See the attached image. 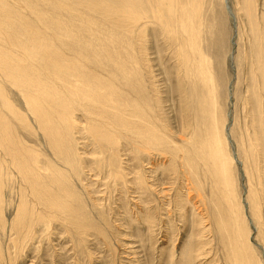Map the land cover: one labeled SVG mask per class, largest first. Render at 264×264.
<instances>
[{"label":"bare ground","instance_id":"bare-ground-1","mask_svg":"<svg viewBox=\"0 0 264 264\" xmlns=\"http://www.w3.org/2000/svg\"><path fill=\"white\" fill-rule=\"evenodd\" d=\"M74 1L76 4H72ZM228 2L234 3L235 25L238 22L240 36L249 44L241 53L249 63L244 64L248 77L244 78L243 94L238 96L245 114L236 124L228 125L229 136L236 139L242 152L247 201L260 226L264 212V169L259 165V160L264 165V0H0V201L2 190L8 188L4 183L19 179L24 200L17 205L20 214L15 217L20 221L16 227H21L31 212L55 210L61 199L56 195L72 194L68 191L70 181L81 175V159L72 139L77 131L96 144L101 159L108 154L96 164L100 169L105 163L110 169L108 177L113 179L122 178L124 182L125 176L118 168L120 149L140 165L144 155L149 160L157 157V165L167 162L171 167L170 186L179 196L187 197L189 206L180 207L179 203L174 207L185 224L189 219L193 227L207 223L209 214L215 213L214 207L225 218L213 220V232L223 247V264H258L250 254L238 201H233L235 205L229 202L227 208L219 201L218 205L207 199L210 206L214 204L211 208L204 198L198 199L200 203L194 201L205 184L210 186L206 198L223 195L231 201L235 196L231 166L234 157L225 148L227 118L224 100H220L223 79L216 71L226 54L225 48L217 46L225 32L217 30V15L222 4L223 15L231 17ZM42 30L47 36L40 33ZM151 48L155 51L150 53ZM151 54L158 58V69ZM163 56L174 60L170 69L161 62ZM160 81L167 85L165 95H161ZM6 84L18 89L28 111L24 112L30 113L31 119L3 93ZM170 97L177 98L172 117L165 107L167 102L172 105ZM3 111L28 135L41 132L50 147L51 159L62 161L65 172L55 165L56 170L49 168L50 159L17 140L13 125L11 129L4 123ZM136 183L146 193L152 192L142 176L136 178ZM164 193L161 191L160 198H165ZM182 208H187L190 218L185 217ZM65 209L61 210L70 213ZM151 215L145 220L149 221ZM211 232L192 229L190 244L182 250L187 257L185 264L202 256L206 243L201 239Z\"/></svg>","mask_w":264,"mask_h":264},{"label":"rangeland","instance_id":"rangeland-1","mask_svg":"<svg viewBox=\"0 0 264 264\" xmlns=\"http://www.w3.org/2000/svg\"><path fill=\"white\" fill-rule=\"evenodd\" d=\"M241 1L242 0H240V2ZM72 4H76L75 1L72 2ZM232 4L234 5L233 2ZM232 4L228 2L231 17L227 15L225 17L224 12H221L223 11L221 8L222 4L219 14L217 13V16L220 15L221 17H219L220 21L217 30L225 31L221 43L217 38V46H219L220 49L221 47L225 48L226 54L223 56V65L220 68L218 64L216 65L218 66L216 71L218 70L217 75L220 73L219 76L223 79V83L221 87H219L220 95L223 96H219V98L221 97L220 100H224V103L222 100L221 101L224 104V111L227 118L224 126V132H226V134L224 133L225 148L226 151H228V154L231 157L232 155L234 157L231 166L233 169L232 175L235 184L234 195L237 197L229 195L230 198L233 197L231 198V201L225 200L223 195H220L222 196H219L220 198L213 196L215 199H210V197L206 198L205 196H210L207 195L210 192L208 188L210 186L207 184L206 187L205 184V187H203L204 191L202 190L201 194L195 196L196 198L194 201L197 199L196 201L200 203L199 200L204 198L203 202L206 203L209 208L213 207L215 203L218 205L220 203L222 205L224 204V207L227 208L226 205L229 204V202H231L230 205H235L236 203L233 201H238L237 203L239 205L238 208L240 207V214L243 210L241 216L243 217L244 225L247 230L246 238L250 250L252 251L250 254L257 259L256 261H258V264H264V212L262 218L259 220L260 226L258 227L254 221L252 210L249 209V203L247 201L246 192L248 189V180H246L245 167L241 164L242 152L238 150L236 139L234 140L233 136H229L228 128L229 124H231V126L232 123L236 124L238 119L245 114L243 110L242 112L240 110L241 105L239 103L241 101L238 102V96L241 93L243 94V89L246 86V80L244 78L245 76L248 77V75L245 73L244 64L247 62L249 63V61L245 62V60L241 58L243 49L247 50L249 44L245 42L246 38L240 36L238 22L237 25H235ZM9 7L10 5L8 8ZM216 12H218V10ZM90 14L92 15V13ZM222 18L223 20H221ZM221 21L223 22L221 23ZM35 27L40 29L38 26ZM40 33L47 36L43 30L42 32L40 31ZM219 38L221 37L219 36ZM154 51L151 48L150 53ZM150 57L154 59V63L156 62L154 68L158 69L159 62L156 54H151ZM212 60L216 63L220 62L216 60V58H212ZM219 60H222L221 56ZM161 62H164V65L169 69L175 64L174 60H168L166 56L162 57ZM156 72V74H158V71ZM158 77L159 79L162 78L161 76ZM161 83L162 82L160 81L159 84ZM161 85H163L165 89L167 88V85H165L164 82ZM5 86L7 88L4 87L5 91L3 93L9 98L11 104L15 105V108L18 107L16 109L26 115V117L29 114L30 117H28L31 119V114L26 113L28 111L24 105L25 103H23L24 101H22L17 94L18 89L14 87L9 88L11 86L8 84ZM163 86H161L162 88L160 87V91L163 92L161 95L167 93V89L165 90ZM224 96L225 98H223ZM171 99L170 102L172 105L167 102L165 107L168 115L172 117L175 113L177 98L173 97ZM24 110L26 112H24ZM2 114L5 117V125L8 127L13 125L12 128H15L14 136L15 138L17 137V140L22 141V143L24 141L28 147H32L37 150V152L41 153L43 157L46 156L50 159L49 168L55 165L58 168H62L61 170L65 172L64 163H60L62 161L56 162L51 159L53 156L50 147L44 141V136L42 137L41 132L36 131L38 135H36V133H34V135H28V133L22 131L20 127L11 123L13 121L10 118L8 119L7 112L3 111ZM76 132L72 133V139L75 140L73 141L75 143H73V145L76 149L77 155L80 156L79 159H81V166L79 167L80 169H78L79 171L81 170L78 173L81 175L79 176L80 179L74 177L72 182L68 180L72 185L70 187L71 190L68 191H72V194L67 193L69 194L67 195L61 193V195H56L59 198L61 197L60 200L58 198L60 203H58L59 207L61 205L60 208L56 205L57 207L54 206L53 209L55 210L53 211L51 209L44 212L40 210H37V212H31L33 215L30 213V216L25 219L26 222L24 221L25 223H22L21 227H16V223L20 221L17 216L15 217V215L20 214V212L16 210L17 205L22 199L24 200L22 190L20 191L19 189L20 181L16 178L4 183L8 188L2 190V202L0 201L2 204L1 206H3L2 208L0 207V264H185L187 257L184 254L182 255V250L187 243L188 245L190 244L191 240L189 239L191 238L190 232L192 229L198 228L212 229V232L207 233L208 235H205L204 238L201 239L202 242L206 243L202 256L200 255L196 260H190V264H193V262L194 264L224 263V255L222 254L223 247L221 241L215 237L216 226L214 222L219 217L220 219H225L224 216L222 214V217L221 215H218L213 207L212 211L215 213L209 214L210 220L207 223L203 222L201 224H196L195 228L193 227V224H190L189 219L185 224L183 218H180L181 214L176 211L174 207L179 203L180 207L189 206L187 203V197L185 195L179 196L180 193L172 189L170 186L171 179L169 180V177H171V167L168 166L167 162L157 165L158 162H160L157 157L153 156L149 160L145 157L146 155H144L140 165L136 160L129 158L127 152L120 149L118 155V168L125 176L124 182L122 178L113 179L110 176L108 177L110 169H107L105 163V165L100 164V169L97 168L99 165H97L98 163L96 160L100 159L103 161L105 156L107 159L108 154L103 153L104 158L101 159L102 156L100 155V150H98L96 144L87 137L84 138L85 135ZM15 145L16 144H14L13 148H16L17 145ZM256 149H259V147H256ZM138 163L139 165H137ZM259 165L264 169L261 160H259ZM55 166L51 168L55 169ZM262 169H260L259 172H262ZM140 170H143V173L142 171L140 172ZM0 173L3 172L0 171ZM15 176L16 174L12 177L14 178ZM139 176L145 178L146 182L149 183L152 191L150 194L146 193L143 189H139L138 184H135V180ZM15 180H17V183ZM161 191H164V194L166 195L163 199L160 198ZM50 192L54 194L55 191L51 188ZM216 193L222 194L219 191ZM65 197L68 198L66 199ZM76 197L79 200L76 199V201H78L77 205L75 201ZM207 199L212 200L214 204L210 206L209 200ZM61 200H66L65 202L67 203H64ZM71 203L73 205L75 203V207L72 206ZM26 205L28 207L35 206L29 203H26ZM62 205L67 207V211L70 213H65L66 209ZM35 208L37 209L36 206ZM61 209H65V211H62ZM182 209L185 213V217L190 218V213L187 212V208ZM171 211L173 212L171 213ZM71 212L73 213V216H81H78L76 219V217H71L69 215L72 214ZM150 213H152V215L150 216L149 221L145 220L146 216L150 215ZM169 214L171 215L169 216ZM39 215L40 217H43L41 218L44 222L43 220H40L41 218ZM34 216L37 218L35 219ZM194 220L196 219L194 218ZM28 232L30 235H28ZM220 249L222 252H219Z\"/></svg>","mask_w":264,"mask_h":264}]
</instances>
